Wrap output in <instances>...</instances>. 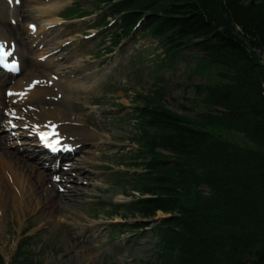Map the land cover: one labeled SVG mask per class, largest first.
Returning <instances> with one entry per match:
<instances>
[{
  "label": "trees",
  "instance_id": "obj_1",
  "mask_svg": "<svg viewBox=\"0 0 264 264\" xmlns=\"http://www.w3.org/2000/svg\"><path fill=\"white\" fill-rule=\"evenodd\" d=\"M77 2L64 20L90 16ZM100 2L105 15L93 27L109 32L108 53L149 37L165 55L202 54L201 69L217 78L194 86L193 116L167 109L157 92L139 96L138 151L117 180L137 195L109 203L107 218L154 222V264H264V0ZM158 213L166 217L156 221ZM24 242L15 260L35 264Z\"/></svg>",
  "mask_w": 264,
  "mask_h": 264
},
{
  "label": "rangeland",
  "instance_id": "obj_2",
  "mask_svg": "<svg viewBox=\"0 0 264 264\" xmlns=\"http://www.w3.org/2000/svg\"><path fill=\"white\" fill-rule=\"evenodd\" d=\"M74 1H78L80 10L90 16L64 21L60 13L71 7ZM47 2L0 0L1 33L10 36L18 44L25 39L26 42L30 41L29 38L33 37L27 32L26 22L35 26L42 20L38 11L47 9ZM102 6L100 0H70L58 13L49 17L55 22L46 27L45 48L56 53L46 57L44 50H34L31 59L48 61L54 73H61L64 68L70 67L75 68L76 72L81 71L80 74L73 72L61 78L68 84L82 88L71 94L72 108L65 102L59 105L61 111L65 118L66 114H74L77 121L85 119L86 125L91 128L86 130L95 132L98 129L100 133L93 134L109 137L111 142L96 148H91L87 142L81 153L60 161L70 162L77 167L71 174L83 170L81 176L84 173L93 176L87 185L82 184L85 180L79 182L86 188L85 195L70 209L55 210L56 205H50L52 201L44 196L42 200H37L35 193L28 189H23L17 199L4 184L10 196L4 205L6 212L2 214L0 210V256L5 264H18L15 258L23 241V253L32 258L35 264H154L158 242L155 232L151 230L154 222H144L139 218L126 221L119 217L107 218L109 203L125 204L131 200L130 195H137L117 183L119 173L127 171L125 163L128 157L138 151L137 143L133 141L138 135V122L134 121L132 113L135 107L143 104L139 96L157 92L164 107L178 114L193 116L186 110L200 111L196 106L194 86L214 83L217 78L215 71L201 69L202 54L184 51L175 57L165 55L157 42L149 37H136L113 50V53H108L106 49L110 44L107 39V44L103 43V39L108 38L109 32L93 27L105 15L99 12L98 7ZM36 7L39 9L28 16L29 11ZM105 18V21H110V18ZM6 26L10 27L8 31ZM23 68L29 70L30 76L35 66ZM24 70H18L2 88V92L12 89L13 83L25 73ZM2 118H6V115ZM9 121L14 124L19 119L12 118ZM28 131L31 130L22 127L1 129L0 136L24 132L25 135L12 137L7 142L11 150L19 148L20 151L31 153L28 143L34 140L26 136L32 135ZM227 135L237 144H246L237 133ZM19 155L16 153V156ZM29 162L38 165L33 158ZM48 163L51 168H55L58 160L50 159ZM42 166L38 165L39 168ZM133 171L131 169L130 173ZM24 179L22 182L26 184L27 178ZM49 182L64 183L55 180ZM202 190L206 191L204 187ZM164 217L166 215L158 213L155 220ZM146 223L147 227L144 226Z\"/></svg>",
  "mask_w": 264,
  "mask_h": 264
},
{
  "label": "bare ground",
  "instance_id": "obj_3",
  "mask_svg": "<svg viewBox=\"0 0 264 264\" xmlns=\"http://www.w3.org/2000/svg\"><path fill=\"white\" fill-rule=\"evenodd\" d=\"M69 1L48 0L47 9L38 11L39 18L43 19L39 20L35 26L26 22L27 32L31 33L33 37L29 38V43L26 42L27 39L20 42V44L15 43L10 36H4L0 31V43L6 49V63L8 66L6 72L0 71V131L1 129L22 127L31 130L28 132H32V135L26 136L34 140L28 143L31 153H27L26 151H20L19 148L11 150L8 145L9 142H7L12 137L25 135L24 132L13 134L11 132L8 135L0 136V150L3 151L1 152L2 156L0 155V210H2V214L6 212L4 205L6 199L10 197L5 190L4 184H6L10 192L16 195L17 199L23 193V189H28L31 193H35L34 196L37 200H42L44 196L47 200L52 201L50 205H56L55 210L70 209L85 195L84 191L86 188L81 186L79 182L85 180L83 181L85 183L82 184L87 185L86 183L93 176L90 173H84L85 175L81 176L83 170L81 172L77 171V174H71L77 167L70 162L60 163V161L71 159L75 154L81 153L87 142L91 148L102 147L106 143L111 142L109 137L93 134L100 133L98 129L95 132L86 130L91 128L86 125L85 119L82 118L77 121L74 114H66L65 118L61 111L59 105L65 102L70 104L69 106L72 108L71 99L73 97L71 94L82 89L81 86L68 84L62 81L61 78L73 72L76 75L80 74L81 71L76 72L75 68L70 67L69 69L64 68L61 73H54L48 61L43 62L36 59L32 61L31 59L34 50H44L45 54H47L46 57L56 53L55 50L45 48L47 41H45L44 35L47 31L46 27L55 22L49 17L54 13H58L57 11L68 4ZM38 9L37 7L31 9L28 16L33 15ZM6 29L8 31L10 27L6 26ZM40 35L42 37H38ZM15 61L18 65L17 69L12 67V63ZM32 65L35 66V69L32 75L28 76L29 70H24L23 67L31 68ZM17 70H24L25 73L13 83L12 89H8V95L5 96L6 90L2 92V88L9 83L14 76L12 74ZM3 115H6V118H2ZM12 118H18L19 122L11 123L9 119ZM33 132L35 133L34 136ZM42 136H47V140L41 144L39 140ZM46 145H51L55 152L51 153L45 149ZM16 153H20V155L16 156ZM31 158L36 160L38 165H44L45 169L43 166L41 167L44 171L38 165L31 164L29 162ZM55 158L58 160L57 167L51 168L48 162L50 159ZM13 163L14 165H12ZM51 173L59 175L53 176ZM20 178L23 180H20ZM24 178H27L26 184L22 182L25 180ZM49 180L64 183L55 184L50 183L51 181L49 182ZM63 185L65 187H62ZM15 204L18 206V203L15 202ZM7 207L9 208V205ZM48 207L51 208L50 206Z\"/></svg>",
  "mask_w": 264,
  "mask_h": 264
},
{
  "label": "snow or ice",
  "instance_id": "obj_4",
  "mask_svg": "<svg viewBox=\"0 0 264 264\" xmlns=\"http://www.w3.org/2000/svg\"><path fill=\"white\" fill-rule=\"evenodd\" d=\"M6 55L7 54L3 52V49L0 48V61H2L5 58ZM41 139L46 141L47 140V136H42ZM57 143H59V141H57Z\"/></svg>",
  "mask_w": 264,
  "mask_h": 264
},
{
  "label": "built area",
  "instance_id": "obj_5",
  "mask_svg": "<svg viewBox=\"0 0 264 264\" xmlns=\"http://www.w3.org/2000/svg\"><path fill=\"white\" fill-rule=\"evenodd\" d=\"M262 88H263V92H262V95L264 96V85H263V87H262Z\"/></svg>",
  "mask_w": 264,
  "mask_h": 264
}]
</instances>
